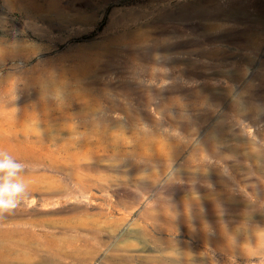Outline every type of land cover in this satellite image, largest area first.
Wrapping results in <instances>:
<instances>
[{
	"label": "rangeland",
	"instance_id": "374dc122",
	"mask_svg": "<svg viewBox=\"0 0 264 264\" xmlns=\"http://www.w3.org/2000/svg\"><path fill=\"white\" fill-rule=\"evenodd\" d=\"M0 149L32 264H264V0H0Z\"/></svg>",
	"mask_w": 264,
	"mask_h": 264
},
{
	"label": "bare ground",
	"instance_id": "6f19581e",
	"mask_svg": "<svg viewBox=\"0 0 264 264\" xmlns=\"http://www.w3.org/2000/svg\"><path fill=\"white\" fill-rule=\"evenodd\" d=\"M173 106V105H172ZM209 147V146H208ZM241 148V147H240ZM214 151V150H212ZM252 152V151H251ZM249 152L250 154H252ZM263 152V151H262ZM248 154V155H250ZM253 155V154H252ZM254 156H257L256 153ZM261 160V163L257 167V173L260 175H263L264 177V154H259L258 156ZM255 158V157H254ZM257 158V157H256ZM253 159V158H252ZM255 160V159H254ZM256 161V160H255ZM258 164V163H257ZM260 187V186H259ZM213 191V190H212ZM211 191V192H212ZM225 191V190H224ZM206 192V191H205ZM209 193V192H208ZM207 193V194H208ZM258 194V193H257ZM213 195V194H211ZM259 196H264V185H262V188L259 190ZM220 197V196H219ZM203 198V197H202ZM226 198V197H225ZM236 198V197H235ZM192 200V199H191ZM218 200V199H217ZM221 200V199H220ZM238 200V199H237ZM203 201V200H202ZM216 201V200H215ZM214 202V201H213ZM218 202V201H217ZM212 203V202H210ZM239 203V202H238ZM241 203V201H240ZM243 203V202H242ZM242 205V204H241ZM257 205V204H256ZM212 206V205H211ZM240 206V205H239ZM243 206V205H242ZM206 207V206H205ZM217 207V206H216ZM241 207V206H240ZM191 208V207H190ZM210 208V207H208ZM218 208V207H217ZM244 208V206H243ZM242 208V210H243ZM246 208V207H245ZM250 208V207H249ZM257 208V206L255 207ZM219 209V208H218ZM241 209V208H240ZM259 209V208H258ZM197 211V210H196ZM201 211V210H200ZM190 212V211H189ZM245 213V212H244ZM192 214V213H191ZM189 214V215H191ZM195 214V213H194ZM196 215V214H195ZM202 216V215H201ZM210 216V215H209ZM197 217H199L197 215ZM207 217V216H206ZM211 217V216H210ZM205 218V217H204ZM212 218V217H211ZM185 219V218H184ZM210 220V219H209ZM191 226V225H190ZM197 226V225H196ZM202 226L201 224L199 227ZM223 228V227H222ZM221 227H213L212 225H205V231H211L216 237H210V236H204L201 235L202 240L204 243L214 245L216 247L223 245L225 246L224 239V231ZM24 228L20 226H14L11 228H1L0 229V264H32L33 260L30 258L32 252L36 254V256L41 252L47 250L46 253V259L50 261H55L54 259H57L61 255L65 254V247L64 242L62 238V241L60 240V236L52 235L49 236V233L43 234V237L46 239L47 245H41L38 244L37 246H32L31 244L34 242L33 240L37 237H39V234L28 232L23 230ZM197 229V228H196ZM224 229V228H223ZM185 230V229H184ZM202 230V229H201ZM251 231V230H250ZM253 231V230H252ZM226 232V231H225ZM198 233V232H197ZM230 233V232H229ZM231 235V234H230ZM198 237V234H197ZM229 241L232 240V236L229 237ZM33 239V240H32ZM66 239V238H65ZM239 239V238H238ZM242 239V238H241ZM31 240L33 242H31ZM244 240V239H243ZM69 241V240H67ZM258 241V240H257ZM36 242V241H35ZM241 242V240H240ZM245 243V242H244ZM256 243V242H255ZM34 244V243H33ZM37 244V243H36ZM35 244V245H36ZM259 244V243H258ZM261 244V243H260ZM233 245V244H232ZM238 245V244H237ZM243 245V243H242ZM241 245V246H242ZM249 245V244H248ZM246 246V245H244ZM51 249H49V248ZM219 248V247H218ZM79 249V248H78ZM229 249V248H228ZM222 250V249H221ZM67 253V252H66ZM72 253V252H71ZM33 256V255H32ZM31 256V257H32ZM40 256V255H39ZM43 256V255H42ZM52 257L53 260H52ZM35 259V258H34ZM200 259V258H199ZM38 262V261H37ZM57 264V263H56Z\"/></svg>",
	"mask_w": 264,
	"mask_h": 264
},
{
	"label": "clouds",
	"instance_id": "9594fccd",
	"mask_svg": "<svg viewBox=\"0 0 264 264\" xmlns=\"http://www.w3.org/2000/svg\"><path fill=\"white\" fill-rule=\"evenodd\" d=\"M41 87L47 94V85L42 84ZM51 94L57 99L60 97L58 89H53ZM28 167L8 151L0 149V220L14 214L22 203L31 199L29 184L25 179Z\"/></svg>",
	"mask_w": 264,
	"mask_h": 264
}]
</instances>
